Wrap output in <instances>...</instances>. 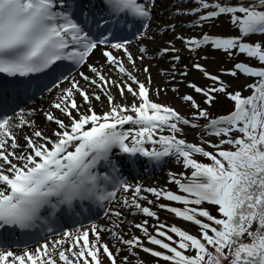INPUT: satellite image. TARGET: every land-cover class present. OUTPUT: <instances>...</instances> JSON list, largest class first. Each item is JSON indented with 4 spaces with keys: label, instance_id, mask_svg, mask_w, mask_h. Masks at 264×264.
Here are the masks:
<instances>
[{
    "label": "snow or ice",
    "instance_id": "1",
    "mask_svg": "<svg viewBox=\"0 0 264 264\" xmlns=\"http://www.w3.org/2000/svg\"><path fill=\"white\" fill-rule=\"evenodd\" d=\"M159 2L0 0V264H128L139 251L166 264H264V0H174L165 18ZM219 52L232 63L209 70ZM239 75L252 79L229 91L225 77ZM169 89L190 118L157 102ZM222 97L230 110L210 114ZM137 156L191 168L167 173L183 194L126 178L121 158L135 173ZM161 197L183 206L153 207ZM40 232L49 239L34 248L16 239Z\"/></svg>",
    "mask_w": 264,
    "mask_h": 264
},
{
    "label": "rangeland",
    "instance_id": "2",
    "mask_svg": "<svg viewBox=\"0 0 264 264\" xmlns=\"http://www.w3.org/2000/svg\"><path fill=\"white\" fill-rule=\"evenodd\" d=\"M161 5L164 7L166 5H164L163 1H161ZM162 7H161V11H162ZM210 31H213V32H216V33H222V32H225L226 31V28L224 26H213L212 29H210ZM256 37V36H255ZM259 37V36H257ZM213 57L209 58L206 62V66L209 68V70H212V71H217L219 70L220 67H228L230 65V63H232L231 60L229 59H221L223 57V53L222 52H219V53H216L215 55H211ZM237 57V56H236ZM188 78H192L191 76H189ZM226 80L228 81H231L232 82V87L230 89H243V85L246 83V82H250V80L252 78L248 77H244L243 75H239L237 76L236 78H233L231 76H226L225 77ZM152 83H154L153 79H152ZM184 86L182 85L181 86V89L183 90ZM248 92L249 90H244V92ZM199 101V97H196ZM153 99H156L155 97H153ZM157 102H165V103H169L170 106H173L176 110L180 111V113L182 115H185L187 118H190V112H188L184 102H182L177 94L173 91H171L170 89L167 91V92H162L161 95L159 96ZM231 103L230 100L227 101V97H222L220 99H218L210 108V114L212 115H216V113L218 112H223V113H226L228 110H230L231 108ZM205 122L203 120V118H201L200 121H198V123H203ZM190 129V128H189ZM189 129H187V133L189 132ZM234 135L236 134H239L237 132H233ZM162 134H167L166 132L165 133H162ZM190 142H199V138L196 137L194 135V137H191L189 135H187L186 137ZM192 138H195V141L194 140H191ZM147 146V145H146ZM203 147H205L207 150H212L211 146L210 145H207V144H203L202 145ZM171 163L170 164H167L166 166H164L162 169L159 170V173L161 176H162V183L161 184H152V185H149V184H145V185H148V186H157V187H164L165 185H167L168 188L170 189H173V190H176L178 192V194L181 193V190L177 189L174 185V182H169L167 180V173L169 171H173L175 174H179L180 172H184L186 176L190 175L191 173V169H185L182 165V163H178L174 158H172L171 160ZM144 179H142L141 181L139 182H142ZM137 181V180H136ZM115 203V202H113ZM159 203H169V204H172L173 206H179L181 203L180 202H175V201H170V200H166L165 198L161 197L159 198V200L155 201V203L153 204V207H156V204H159ZM182 205V204H181ZM183 206V205H182ZM156 210L159 212V219L164 221L165 223H170L168 220H172L170 219V217H175L173 216L174 214L171 213L169 210L167 209H159V208H156ZM211 211H215V210H211ZM138 218L137 220H140L141 219V216L140 215H136ZM148 219V223L149 225H152V226H155L157 221L152 219V218H147ZM179 219V222L182 221V223L185 224L186 228L188 229H192V230H195L196 227L191 224V223H188L184 220H182L181 218H178ZM152 229L150 228V231ZM102 236L105 237V239H107V234L106 233H103ZM129 264H137V261H141V262H144L146 260H157L158 258H155L152 254H148V253H145L143 251H139L138 254H129ZM159 260V264H164V262L160 259Z\"/></svg>",
    "mask_w": 264,
    "mask_h": 264
},
{
    "label": "bare ground",
    "instance_id": "3",
    "mask_svg": "<svg viewBox=\"0 0 264 264\" xmlns=\"http://www.w3.org/2000/svg\"><path fill=\"white\" fill-rule=\"evenodd\" d=\"M161 1H163V3H164V5H167V4H169V3H171V2H174V0H160V2H159V4H158V7L161 9V7L163 8L162 9V12L160 13V17L161 18H165L166 16H167V11H166V6H162L161 4ZM167 37L165 36V39H166ZM211 57H213V56H211V54L209 55V58H211ZM208 58V59H209ZM207 59V60H208ZM204 62H206V61H204ZM138 63H139V61H138ZM144 63H147V64H149V65H152V67H151V71H152V79H153V81H154V83H152L153 85H156V83H157V81H159V80H161L162 78H161V76L158 74V67H159V64H157V62L156 61H153V60H151V59H145L144 60ZM113 91L115 92V89H113ZM131 97H129V100L131 101ZM34 103L38 106L40 103H41V100H40V97H38V99L37 100H35L34 101ZM45 106H47L46 105V103H45ZM97 110L99 111V108H97ZM37 123L38 124H40V118L39 117H37ZM42 126V125H41ZM194 129H189V132L187 133V135H189V136H191V137H194ZM191 140H194L195 141V138H192ZM162 176L160 175V174H157V175H153L152 177H150V178H147L145 181H142L141 183L142 184H149V185H152V184H161L162 183ZM137 216H129V219H131V220H133V221H137ZM98 222H100V223H103V222H105V217H102V218H100V219H98ZM133 231H137L136 229H132ZM103 234V233H102ZM109 243H110V240L108 241ZM35 246H33V247H29V248H34ZM17 250V249H16ZM20 251V250H19ZM130 257V256H129ZM130 263V262H129ZM128 263V264H129Z\"/></svg>",
    "mask_w": 264,
    "mask_h": 264
},
{
    "label": "trees",
    "instance_id": "4",
    "mask_svg": "<svg viewBox=\"0 0 264 264\" xmlns=\"http://www.w3.org/2000/svg\"><path fill=\"white\" fill-rule=\"evenodd\" d=\"M254 39H256V40H260V39H262V37H254ZM241 57H245L244 55H241ZM207 163H211V161H208ZM202 204H203V206L204 207H206V208H208L209 210H214V208H213V206H212V204L211 203H209V202H202Z\"/></svg>",
    "mask_w": 264,
    "mask_h": 264
}]
</instances>
